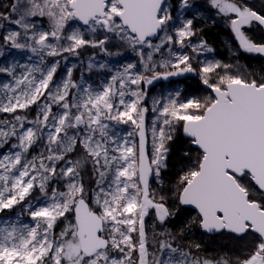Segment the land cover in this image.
Wrapping results in <instances>:
<instances>
[{
    "label": "snow or ice",
    "instance_id": "obj_1",
    "mask_svg": "<svg viewBox=\"0 0 264 264\" xmlns=\"http://www.w3.org/2000/svg\"><path fill=\"white\" fill-rule=\"evenodd\" d=\"M208 3L239 49L264 56V42L245 31L264 29V13L244 0ZM7 7L0 28H15L3 36L5 45L37 60L0 67L11 77L0 85V113L11 115L0 120V212L24 204L21 215L32 221L0 222V264H264V76L234 74L233 65L216 60L194 67L175 45L197 54L213 49L204 41L186 43L196 34L193 20L177 27L167 0H12ZM193 7L179 0L180 9ZM113 43L138 63L113 71L89 59L86 71L110 73L99 86L83 73L75 81L76 64L55 79L61 61L84 48L122 55L109 51ZM49 57L60 59L49 63ZM186 73L199 75L210 93L154 98L148 126L142 85ZM33 105L34 119L20 114ZM180 140L186 141L178 160L183 166L169 196L151 185H163L170 145ZM33 191L40 193L35 203L28 199ZM181 206L195 215L173 232L167 225ZM193 229L218 234L242 254L227 246L215 255L204 254L200 243L183 246Z\"/></svg>",
    "mask_w": 264,
    "mask_h": 264
},
{
    "label": "trees",
    "instance_id": "obj_2",
    "mask_svg": "<svg viewBox=\"0 0 264 264\" xmlns=\"http://www.w3.org/2000/svg\"><path fill=\"white\" fill-rule=\"evenodd\" d=\"M171 5L175 8L179 0H169ZM197 3L203 7V10H208L209 7L206 6V0H198ZM174 11V10H173ZM193 29L196 34L190 37V40H202L207 43L209 47L213 49L214 55L220 60L222 63H228L233 65L232 72L236 74L234 68L241 66V68L246 69L250 74H255L256 78L259 79L261 76H264V58L261 55L256 57L245 55L241 52L237 45H235L232 40V33L228 26L224 23H221L218 17L209 19V18H193ZM254 31V32H253ZM249 36L254 39L257 43L264 42V29L259 26H255L253 30L250 31ZM95 49L91 47H87L81 50L79 57H69L67 62L61 61V65L59 68H62L63 64H76L77 67L73 71V76H77V71L80 68H85V61L88 56L95 54ZM190 53V51L188 52ZM57 58H48V61H52ZM81 61H83V66L80 67ZM72 63V64H69ZM67 65V66H68ZM194 67H197L193 64ZM249 74V75H250ZM166 86L163 82H158L153 85L147 92V98L145 101L146 106L150 104V98H152L156 93L162 92V88ZM170 90H179L180 97L186 100L187 98H204L210 93V90L206 88L202 83H200V77L196 74H190L182 79L172 80L167 83ZM172 95V94H171ZM28 119H31V114ZM182 135V134H180ZM186 147V141L180 140L173 142L170 145L172 151L169 154L168 164L169 167L166 171L162 173L163 177V185L157 184L155 181L152 182V189L157 192L160 191L161 187L165 193L170 194V189L175 185L177 174L180 172L182 163L178 162L179 157L183 154V151ZM169 203L172 204L174 201L171 199ZM195 215V212L185 206H181L180 211H178L175 215V218L168 222V228L173 232L178 231L182 228L192 217ZM153 221V220H152ZM148 222V220H147ZM150 223V219H149ZM62 225H58L56 231L58 232V228L60 229ZM157 227V231H158ZM194 235L197 238V243H200L203 248L204 254H212L215 255L216 251L229 247L231 252L235 255L242 254L239 247L234 245H228V242L221 238L218 234L215 236H210L208 234L202 233L199 229H193L191 232L185 234L182 240L183 246H187L190 242L188 240V235ZM135 235V234H134ZM148 240L150 241V252L155 251L153 247V230L148 231Z\"/></svg>",
    "mask_w": 264,
    "mask_h": 264
},
{
    "label": "rangeland",
    "instance_id": "obj_3",
    "mask_svg": "<svg viewBox=\"0 0 264 264\" xmlns=\"http://www.w3.org/2000/svg\"><path fill=\"white\" fill-rule=\"evenodd\" d=\"M197 1L198 0H191V3L193 4L194 7L192 9H189V10H183V9L179 8V3L174 8L173 5H171L170 1L167 0V3L171 7L172 15L174 17V21H175L177 27L180 26V21L183 19H193L194 17L195 18L204 17V18L212 19V18L218 17L220 22L226 24L228 26V28L230 29L226 20L223 17L218 16L216 14L215 9H212L210 7L208 0H206L207 1L206 6L209 7L208 10H203V7H201L197 3ZM11 2H12V0H0V12H8L9 9L7 6L10 5ZM244 2L248 3L249 6L255 8L257 11L264 13V0H244ZM176 17H179V20H176L175 19ZM13 28H15V26L10 25V24H6L5 28H0V53H3L2 55H0V67H8V66H12L15 64H20V65L31 64V63L36 62V60H37V58L35 56H32V54L28 51L13 49V48H10L7 45H5V43L3 41V36L6 34L7 30L13 29ZM254 28L255 27L250 28V29H245V31L249 35L250 31L253 30ZM231 33H232V31H231ZM232 40L234 41L235 45H238V41L235 39L234 33H232ZM201 41L202 40H199V39L190 40V38H189L186 41V43L189 45H199L201 43ZM107 47H108L110 52L115 53L117 51H120V52H122V55L107 56L103 52H101L99 49H95V51H96L95 54L90 55L86 59H84L85 68H80L77 71V76H72V78L75 81L80 82L81 81V74L83 73L84 80H86L90 84H93L94 86H99L101 84V82L105 81L106 78L110 75V73L107 70H103V71H95L94 70L92 72L86 71L87 63H88L89 59H92V58H94L95 62H97V63L107 62V64L113 69V71H115L117 69L122 70V66L127 64V63H138V58L130 50H128V49H117L114 46V43L109 44ZM174 47L177 51H181V52H184V53H187L188 55H190L192 57V61H191L192 64H194L196 66H199L202 63H204L206 61H210V60L220 61L214 55L213 51L212 52H201L200 54H197V53L192 51V48L190 46L180 48L179 45H175ZM239 50L242 51L241 49H239ZM189 51H190V53H188ZM245 54L250 55V56H258L259 55V54H248V53H245ZM29 56H32L31 60H29ZM156 59L159 60L160 57H156ZM52 61H48V62L51 63ZM69 64H72V63H69ZM67 65L68 64H63L62 68L58 69L55 79L59 80L60 78H62L64 76V74L67 70V67H70V65H68V66ZM78 66H80V65H78ZM80 67H82V66H80ZM138 68H139V65H138ZM158 70L161 72L166 71V69H164V68H159ZM168 70H172V69H168ZM22 71H23V69L17 68V74L18 75ZM234 71L236 72V74H243L245 76H248L250 74L246 69L241 68V66L234 68ZM190 74H192V73H186L184 75L171 76L167 80L160 79V80L154 81V83L152 85H147V86L142 85V87H146L147 91H148L153 85L157 84L158 82H163L166 84V86H164L161 89L162 90L161 93L160 92L158 94L156 93V95H154L152 98H150V104L147 106L149 108V112L146 114V124L148 126H150L151 120H152L153 115H154L151 112V108L153 107V99L156 98V99L161 100L162 102H167V99L170 96H175V94L177 92H179V90H172L171 91L169 86H167V83H169L172 80L182 79V78H184ZM10 82H11V77L7 76L6 74L0 73V85H2L4 83H10ZM3 95H4V92L2 89H0V97H2ZM187 99H191V98H187ZM179 100L183 101L184 99L179 96ZM54 111H55V109H54ZM36 113H37V107L35 105H33L31 107V109L26 111V113H20V114L21 115L26 114L28 117L31 114V119H34L36 116ZM3 119H11V115L5 114V113H0V120H3ZM120 128L123 130V132H126L129 130V126H127V125H121ZM123 132H122V134H123ZM148 150H149V154H151V140H150V138H149V142H148ZM0 151H4V150H0ZM33 151L35 152L36 150L34 149ZM60 188H61V190H63V185H60ZM39 196H40V193L38 191H33L32 196L29 197L28 199L31 202L35 203L36 198ZM24 206H25L24 204L16 205V206H14L13 209H10V210L6 209V210L0 212V222L5 221V220H10L11 222H15L17 220V218H19L24 223H32L30 217L27 216L26 213L21 215ZM149 219H150V223H149ZM189 219H191V217H189ZM147 220H148V222H147ZM152 225H153L152 218H150V217L146 218L147 232L153 230ZM2 226H3V224L0 223V227H2ZM59 230L60 229L58 228V231ZM188 240L191 243H197V238L194 237V235H192V234L188 235ZM149 248H150V241H149Z\"/></svg>",
    "mask_w": 264,
    "mask_h": 264
},
{
    "label": "flooded vegetation",
    "instance_id": "obj_4",
    "mask_svg": "<svg viewBox=\"0 0 264 264\" xmlns=\"http://www.w3.org/2000/svg\"><path fill=\"white\" fill-rule=\"evenodd\" d=\"M237 47H238V49H239V46L237 45ZM241 52H243V51H241ZM244 53V52H243ZM245 54V53H244ZM245 55H247V54H245ZM248 56H250V55H248ZM262 56V55H261ZM254 57H256V56H254ZM263 58H264V56H262Z\"/></svg>",
    "mask_w": 264,
    "mask_h": 264
},
{
    "label": "water",
    "instance_id": "obj_5",
    "mask_svg": "<svg viewBox=\"0 0 264 264\" xmlns=\"http://www.w3.org/2000/svg\"><path fill=\"white\" fill-rule=\"evenodd\" d=\"M185 207H187V206H185ZM187 208L191 209L190 207H187ZM191 210H193V209H191ZM193 211H194V210H193Z\"/></svg>",
    "mask_w": 264,
    "mask_h": 264
}]
</instances>
